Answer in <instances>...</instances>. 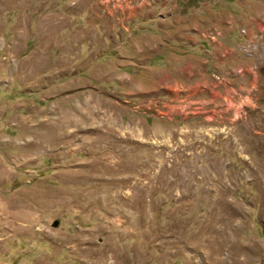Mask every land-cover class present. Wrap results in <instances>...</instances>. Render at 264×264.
<instances>
[{
	"label": "rangeland",
	"instance_id": "374dc122",
	"mask_svg": "<svg viewBox=\"0 0 264 264\" xmlns=\"http://www.w3.org/2000/svg\"><path fill=\"white\" fill-rule=\"evenodd\" d=\"M0 264H264V0H0Z\"/></svg>",
	"mask_w": 264,
	"mask_h": 264
}]
</instances>
